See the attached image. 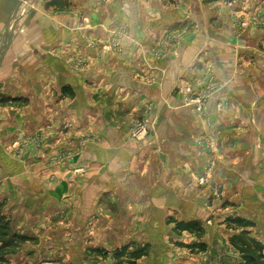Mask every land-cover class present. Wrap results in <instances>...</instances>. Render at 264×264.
<instances>
[{"label":"crops","instance_id":"obj_1","mask_svg":"<svg viewBox=\"0 0 264 264\" xmlns=\"http://www.w3.org/2000/svg\"><path fill=\"white\" fill-rule=\"evenodd\" d=\"M257 206L264 0H0V264H171Z\"/></svg>","mask_w":264,"mask_h":264},{"label":"rangeland","instance_id":"obj_2","mask_svg":"<svg viewBox=\"0 0 264 264\" xmlns=\"http://www.w3.org/2000/svg\"><path fill=\"white\" fill-rule=\"evenodd\" d=\"M257 207L258 213L252 208L249 215H226L218 221L220 228L207 233V222L198 215L187 221L175 218L180 237L173 246L177 260L171 264H264V209Z\"/></svg>","mask_w":264,"mask_h":264},{"label":"built area","instance_id":"obj_3","mask_svg":"<svg viewBox=\"0 0 264 264\" xmlns=\"http://www.w3.org/2000/svg\"><path fill=\"white\" fill-rule=\"evenodd\" d=\"M180 91L182 92L184 103L193 105L194 110L196 112H204L208 109L209 94L204 93L201 90H199L198 84L187 83L183 85L182 87H180ZM147 127H148L147 117L138 119L134 126V133L136 135L144 133L145 131H147Z\"/></svg>","mask_w":264,"mask_h":264}]
</instances>
